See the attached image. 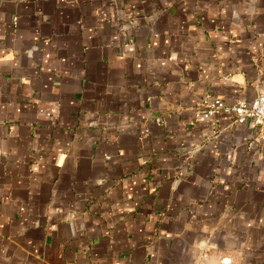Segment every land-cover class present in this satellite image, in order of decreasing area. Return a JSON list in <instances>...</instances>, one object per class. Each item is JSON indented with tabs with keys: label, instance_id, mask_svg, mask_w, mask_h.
<instances>
[{
	"label": "crops",
	"instance_id": "0c3cea01",
	"mask_svg": "<svg viewBox=\"0 0 264 264\" xmlns=\"http://www.w3.org/2000/svg\"><path fill=\"white\" fill-rule=\"evenodd\" d=\"M264 90V0H0V264H264V141L197 117Z\"/></svg>",
	"mask_w": 264,
	"mask_h": 264
},
{
	"label": "built area",
	"instance_id": "2783aa9c",
	"mask_svg": "<svg viewBox=\"0 0 264 264\" xmlns=\"http://www.w3.org/2000/svg\"><path fill=\"white\" fill-rule=\"evenodd\" d=\"M217 112L231 114L239 124L252 120L262 130L260 140L264 141V90L251 103L243 100L236 104H228L220 98L205 101L196 116L211 118ZM221 264L229 263L222 261Z\"/></svg>",
	"mask_w": 264,
	"mask_h": 264
}]
</instances>
